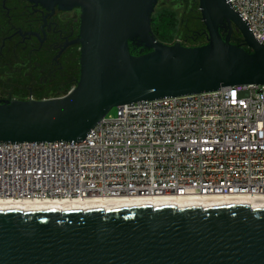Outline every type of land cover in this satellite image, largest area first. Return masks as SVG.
Here are the masks:
<instances>
[{"label":"water","instance_id":"obj_1","mask_svg":"<svg viewBox=\"0 0 264 264\" xmlns=\"http://www.w3.org/2000/svg\"><path fill=\"white\" fill-rule=\"evenodd\" d=\"M29 1L80 9L79 79L0 104L1 144L81 143L114 108L264 85V45L228 0L198 1L207 43L194 48L155 39L157 0ZM0 264H264V206L0 210Z\"/></svg>","mask_w":264,"mask_h":264},{"label":"built area","instance_id":"obj_2","mask_svg":"<svg viewBox=\"0 0 264 264\" xmlns=\"http://www.w3.org/2000/svg\"><path fill=\"white\" fill-rule=\"evenodd\" d=\"M264 45V0H228ZM264 198V85L112 109L81 143L1 144L0 201Z\"/></svg>","mask_w":264,"mask_h":264},{"label":"flooded vegetation","instance_id":"obj_3","mask_svg":"<svg viewBox=\"0 0 264 264\" xmlns=\"http://www.w3.org/2000/svg\"><path fill=\"white\" fill-rule=\"evenodd\" d=\"M80 15L79 8L65 11L29 0H0V104L54 99L36 98L35 93L60 98L76 86ZM228 32L224 29L223 35ZM231 39L242 46L237 32ZM130 49L147 52L134 44Z\"/></svg>","mask_w":264,"mask_h":264},{"label":"bare ground","instance_id":"obj_4","mask_svg":"<svg viewBox=\"0 0 264 264\" xmlns=\"http://www.w3.org/2000/svg\"><path fill=\"white\" fill-rule=\"evenodd\" d=\"M181 205L187 206H264V198L246 197H207V198H173L169 196L151 198L89 199L82 201H48V202H4L0 201V210H85L106 208H134L150 206L152 208Z\"/></svg>","mask_w":264,"mask_h":264},{"label":"rangeland","instance_id":"obj_5","mask_svg":"<svg viewBox=\"0 0 264 264\" xmlns=\"http://www.w3.org/2000/svg\"><path fill=\"white\" fill-rule=\"evenodd\" d=\"M198 1L199 0H158L153 17L160 11H167L175 14V19L177 20V29H175L174 42L191 46L189 42L190 36H192L198 28L204 27L201 22ZM174 42L170 45L174 44ZM204 42L207 43V38L204 40ZM35 95L36 98H58L57 96H59L52 93H35Z\"/></svg>","mask_w":264,"mask_h":264},{"label":"trees","instance_id":"obj_6","mask_svg":"<svg viewBox=\"0 0 264 264\" xmlns=\"http://www.w3.org/2000/svg\"><path fill=\"white\" fill-rule=\"evenodd\" d=\"M152 33L155 39L165 45H170L174 42L175 29H177V20L175 19V14H172L167 11H160L156 15L152 16L151 23ZM193 33V31H192ZM207 35L204 27L198 28L192 36L189 38L191 46L183 45L184 47L194 48L203 46L206 43ZM231 42L237 46H240L239 40L231 39ZM175 43V42H174ZM132 54L138 55L131 51Z\"/></svg>","mask_w":264,"mask_h":264}]
</instances>
